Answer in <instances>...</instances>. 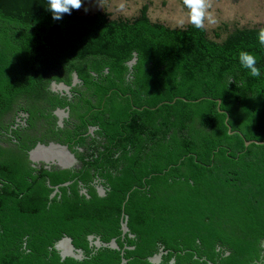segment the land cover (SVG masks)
<instances>
[{
    "label": "trees",
    "instance_id": "trees-1",
    "mask_svg": "<svg viewBox=\"0 0 264 264\" xmlns=\"http://www.w3.org/2000/svg\"><path fill=\"white\" fill-rule=\"evenodd\" d=\"M260 28L217 41L191 24L154 21L145 6L134 19L98 11L57 21L47 0H0V126L21 96L46 116L37 101L61 102L48 87L72 71L82 81L74 129L95 125L60 137L80 167H35L28 133L0 145V264H257L264 144L245 146L243 137L264 140ZM240 51L256 56L259 77L241 67ZM226 112L243 137L228 132ZM90 234L116 238L120 249L96 247ZM64 235L83 258H60L54 245ZM161 246L160 261L147 258Z\"/></svg>",
    "mask_w": 264,
    "mask_h": 264
},
{
    "label": "rangeland",
    "instance_id": "rangeland-1",
    "mask_svg": "<svg viewBox=\"0 0 264 264\" xmlns=\"http://www.w3.org/2000/svg\"><path fill=\"white\" fill-rule=\"evenodd\" d=\"M82 4L80 10L72 12L83 15L101 11L111 19H134L145 6L148 17L170 28L190 24L182 0H82ZM210 12L216 23H206L205 31L213 40H224L235 28L264 26V0H211Z\"/></svg>",
    "mask_w": 264,
    "mask_h": 264
},
{
    "label": "flooded vegetation",
    "instance_id": "flooded-vegetation-1",
    "mask_svg": "<svg viewBox=\"0 0 264 264\" xmlns=\"http://www.w3.org/2000/svg\"><path fill=\"white\" fill-rule=\"evenodd\" d=\"M75 73L78 75L76 71L70 73L69 82L60 81L70 86V92L60 88H53V82L50 83V86L48 87L55 94H59L61 102L58 103L55 101L54 103L56 104L52 105L51 102L42 99L37 101V106L41 109H45V115L48 116V114L51 113L52 117H46L44 115H41L40 117L34 116L31 112V103L35 100L30 102V96L19 97L13 104L12 109L3 116V125L0 126V145L3 147L14 146V143L21 141L22 137L26 135L25 133L29 134V136L26 135L29 139L30 134L31 136H34L31 142L36 141L35 145L38 143L47 144L50 142H60V137L61 139H64L70 134V136H74L75 134L82 135L89 132L94 133L95 127L92 130L90 129V126L95 125H89L88 130L84 133L81 130L77 131L74 129L77 120L72 112V104L75 103L74 99H76L75 97L79 93L78 88L82 87V81L79 76V79L76 80ZM41 112L42 111L40 110L39 115ZM66 128L72 129L69 134L68 131L66 132ZM42 164L35 167H40ZM94 181L97 184H100L98 177H96ZM257 249H260L259 256L256 259L257 264H264V238L259 240V246Z\"/></svg>",
    "mask_w": 264,
    "mask_h": 264
},
{
    "label": "water",
    "instance_id": "water-1",
    "mask_svg": "<svg viewBox=\"0 0 264 264\" xmlns=\"http://www.w3.org/2000/svg\"><path fill=\"white\" fill-rule=\"evenodd\" d=\"M137 56L132 58L128 65L130 68H132L133 64H135ZM75 78L78 80V75L75 73ZM53 88H60L63 90H66L67 92H70V86L66 85L63 82L57 83L56 81L53 82ZM184 99V98H183ZM186 100V99H185ZM221 101V98H217L218 102V110L224 111V109L219 107V103ZM173 102V101H170ZM228 113L226 112L225 116V122L227 124L228 132L234 133L237 132L242 136V134L238 130H233L230 128V124L228 123ZM95 126H90V129L93 130ZM243 137V136H242ZM244 145L248 146L251 143L255 144H264V140H256V139H245ZM82 149V148H81ZM29 158L31 159L33 165L37 166L42 163L46 165L47 168L51 169L52 166H55V168H74L79 167V159L76 157V154L70 149L68 144H63L60 142H50V143H38L37 145H34L31 149H29ZM64 184H69V182H66ZM58 187H54V190L51 193V196H54V194L58 191ZM97 191L100 195L105 194V187L103 185L97 184ZM81 193L87 194L86 188L80 189ZM121 228H122V235L124 236L129 231L128 226V215H126L125 211L123 210V215L121 219ZM89 238L91 240V244H95L96 247L101 246H108L111 248L120 249V246L116 240V238H113L110 242H103L100 240L99 236L97 238H94V234H90ZM54 247L59 251L60 258L63 259L66 256H73L75 258L81 259L85 256V252L82 248H77L74 243L72 237L68 235H64L63 238H61L59 241H57L54 245ZM163 252L166 251L163 249V246L160 247V250L153 255L147 256L148 259L152 261H160L163 255ZM121 264H124L128 259L125 257H122ZM169 263L174 262L173 256L169 258Z\"/></svg>",
    "mask_w": 264,
    "mask_h": 264
},
{
    "label": "clouds",
    "instance_id": "clouds-1",
    "mask_svg": "<svg viewBox=\"0 0 264 264\" xmlns=\"http://www.w3.org/2000/svg\"><path fill=\"white\" fill-rule=\"evenodd\" d=\"M187 10V20L194 28L205 30L206 23L214 24L216 20L210 12L211 0H182ZM82 0H47V10L51 12L54 20H61L65 14L71 15L72 10L82 8ZM257 40L264 47V28H260ZM239 63L242 68L248 70L250 76L259 77L260 68L257 67V58L248 51L239 52Z\"/></svg>",
    "mask_w": 264,
    "mask_h": 264
}]
</instances>
